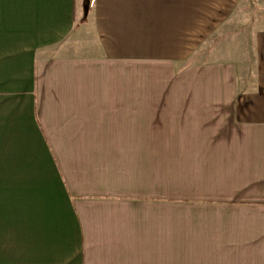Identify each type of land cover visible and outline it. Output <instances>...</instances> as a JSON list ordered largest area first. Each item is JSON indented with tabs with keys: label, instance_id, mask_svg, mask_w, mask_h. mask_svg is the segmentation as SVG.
<instances>
[{
	"label": "crops",
	"instance_id": "obj_1",
	"mask_svg": "<svg viewBox=\"0 0 264 264\" xmlns=\"http://www.w3.org/2000/svg\"><path fill=\"white\" fill-rule=\"evenodd\" d=\"M235 3L0 0V264H264V21Z\"/></svg>",
	"mask_w": 264,
	"mask_h": 264
},
{
	"label": "rangeland",
	"instance_id": "obj_2",
	"mask_svg": "<svg viewBox=\"0 0 264 264\" xmlns=\"http://www.w3.org/2000/svg\"><path fill=\"white\" fill-rule=\"evenodd\" d=\"M233 17L235 19V34H241L249 26L252 28L254 21H264V5L260 0H236ZM229 46L228 51L232 47H240L237 42L229 43ZM217 54H219L218 51Z\"/></svg>",
	"mask_w": 264,
	"mask_h": 264
}]
</instances>
